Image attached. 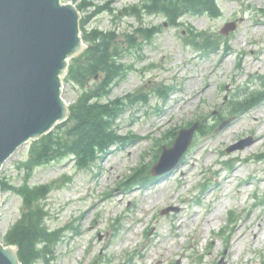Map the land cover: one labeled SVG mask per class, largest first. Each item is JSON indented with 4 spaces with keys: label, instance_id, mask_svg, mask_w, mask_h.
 <instances>
[{
    "label": "rangeland",
    "instance_id": "1",
    "mask_svg": "<svg viewBox=\"0 0 264 264\" xmlns=\"http://www.w3.org/2000/svg\"><path fill=\"white\" fill-rule=\"evenodd\" d=\"M217 1L220 16L185 15L174 26L164 25L168 19L162 14L115 16L138 0L88 1L82 12L88 16L86 29L114 31L121 61L133 65L109 98L128 97L117 129L138 137L111 148L87 169L77 168L71 157L34 169L32 184H57L71 176L43 203L48 227H73L51 246L49 261L36 264H264V103L221 125L238 96L264 89V0ZM101 4L115 12L91 16ZM233 20L237 29L222 34ZM153 27L152 38H145L142 28ZM202 31L218 42L208 55L188 42ZM128 33L136 42L131 49ZM66 73L63 96L73 103L84 88L68 82ZM196 120L203 129L196 130L172 172L148 184L125 185L140 166H147L143 172L148 174L174 129ZM28 156L25 143L5 161L0 176L22 184L26 173L19 165ZM21 206L18 194L2 192L1 237L20 217ZM168 206L175 210L161 214ZM232 211L236 226L228 229Z\"/></svg>",
    "mask_w": 264,
    "mask_h": 264
},
{
    "label": "water",
    "instance_id": "2",
    "mask_svg": "<svg viewBox=\"0 0 264 264\" xmlns=\"http://www.w3.org/2000/svg\"><path fill=\"white\" fill-rule=\"evenodd\" d=\"M79 21L77 8L61 0H0V167L22 144L67 118L61 75L68 58L85 47ZM235 27L227 23L223 32ZM198 125L180 130L172 147L163 146L154 175L177 165ZM0 264H20L17 247H5L1 238Z\"/></svg>",
    "mask_w": 264,
    "mask_h": 264
},
{
    "label": "trees",
    "instance_id": "3",
    "mask_svg": "<svg viewBox=\"0 0 264 264\" xmlns=\"http://www.w3.org/2000/svg\"><path fill=\"white\" fill-rule=\"evenodd\" d=\"M151 12L166 14L171 23L186 13L219 14L216 0H150ZM86 0L78 3L83 9ZM106 10L105 7L96 13ZM86 18L81 22L84 38L90 43L83 55L74 59L67 76L69 81L84 87L77 100L70 105V115L67 121L57 125L53 131L33 141L30 156L23 165L32 170L53 160L74 156L79 167L85 168L105 153L111 146L122 143L125 136L116 130V121L125 109V101L115 98L104 101L109 97L112 86L119 82L128 71V67L120 62L122 53L116 43L114 31H103L94 28L85 29ZM152 29H146L147 33ZM205 41L210 42V38ZM133 46L134 39L128 35V41ZM214 42H211L213 45ZM101 74V79L94 85L86 87L88 80ZM264 100V92L251 93L238 99L232 105L230 112L236 114L245 111ZM175 133V132H174ZM139 169L131 178L130 183H144L148 180L140 175ZM2 188L14 190L22 196L23 212L21 217L9 228L4 236L6 243L18 246V255L22 264L33 262L45 255L50 244L60 239L56 230L51 231L45 224L47 211L41 200L52 190V185H35L28 183L16 187L6 179H2ZM41 243H45L43 247Z\"/></svg>",
    "mask_w": 264,
    "mask_h": 264
},
{
    "label": "bare ground",
    "instance_id": "4",
    "mask_svg": "<svg viewBox=\"0 0 264 264\" xmlns=\"http://www.w3.org/2000/svg\"><path fill=\"white\" fill-rule=\"evenodd\" d=\"M204 90V89H203ZM201 92V91H200ZM264 133V132H263ZM226 205V202H223V203H221V204H219V206L216 208V211H215V213H217V212H219L224 206ZM214 213V214H215ZM209 222H208V226H209V228L211 227V225H210V222H211V220H208ZM238 250V249H237ZM229 252H230V249L228 248L227 249V255L229 254ZM238 254V253H237Z\"/></svg>",
    "mask_w": 264,
    "mask_h": 264
}]
</instances>
